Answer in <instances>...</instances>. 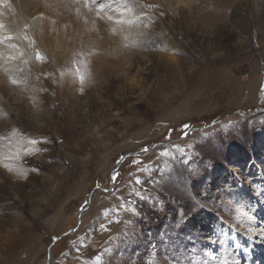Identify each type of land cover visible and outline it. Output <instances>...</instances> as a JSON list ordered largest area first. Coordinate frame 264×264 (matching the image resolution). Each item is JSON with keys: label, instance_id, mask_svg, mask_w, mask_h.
Wrapping results in <instances>:
<instances>
[{"label": "rangeland", "instance_id": "rangeland-1", "mask_svg": "<svg viewBox=\"0 0 264 264\" xmlns=\"http://www.w3.org/2000/svg\"><path fill=\"white\" fill-rule=\"evenodd\" d=\"M140 1L0 56V264H262L264 0Z\"/></svg>", "mask_w": 264, "mask_h": 264}, {"label": "bare ground", "instance_id": "bare-ground-1", "mask_svg": "<svg viewBox=\"0 0 264 264\" xmlns=\"http://www.w3.org/2000/svg\"><path fill=\"white\" fill-rule=\"evenodd\" d=\"M118 4L123 8L132 5L129 13L133 15H140L144 10L140 0H118ZM107 8L101 0H0V36L7 34L11 37V39L7 37L8 40H5L6 42L2 45L0 56H3L2 53L6 52L8 46H15L24 53H39L47 57L50 48L60 49L66 41L65 39L70 38L71 35H74L75 38L83 36L87 40L118 43L119 45L121 42L118 39L121 36L125 37L124 33L129 32L126 39L134 38L137 28L133 27V24L121 28L117 21L121 18L120 12ZM63 40L65 41L63 42ZM120 49L124 48L121 46ZM51 55L54 56L52 52ZM167 58L173 59L171 55ZM0 69H2V64H0ZM49 72L51 75V70ZM13 74L18 76L17 73ZM23 76L30 77L27 76V73H24ZM8 77L12 76H8L3 70H0V91L4 95L6 92L2 81ZM15 80V82L21 81L18 78ZM32 80L34 81L35 78ZM46 84L49 85L47 82ZM32 92L28 95H31ZM0 142L2 143V141ZM241 222L249 224L252 230L259 229L254 231H259L254 236L260 240L259 245L264 243V221L261 215L253 217L249 214L247 217L244 216ZM254 247H256V251L260 250L264 254L263 247L256 244ZM240 257L242 258V255ZM260 260L264 264V258ZM238 262L239 259L238 261L234 259L230 264H238Z\"/></svg>", "mask_w": 264, "mask_h": 264}, {"label": "water", "instance_id": "water-1", "mask_svg": "<svg viewBox=\"0 0 264 264\" xmlns=\"http://www.w3.org/2000/svg\"><path fill=\"white\" fill-rule=\"evenodd\" d=\"M92 199V194L89 196V198H88V203H87V205H86V207H88V204H89V202H90V200ZM85 207V208H86ZM85 211V209H83L80 213H79V215H81L83 212ZM76 230V228L75 229H72V230H69V231H67L64 235H62V236H65V235H67V234H69V233H71V232H74ZM61 236V237H62ZM50 249H48V254H47V260H48V263H46V264H49V259H50Z\"/></svg>", "mask_w": 264, "mask_h": 264}, {"label": "snow or ice", "instance_id": "snow-or-ice-1", "mask_svg": "<svg viewBox=\"0 0 264 264\" xmlns=\"http://www.w3.org/2000/svg\"><path fill=\"white\" fill-rule=\"evenodd\" d=\"M9 39H11V37H9ZM40 59H41V57H40V55H39V53H38V54H37V60H40ZM78 79L80 80L81 84H83L84 77H83V76H80V77H78ZM29 143H30V144H35V143H37V141H29Z\"/></svg>", "mask_w": 264, "mask_h": 264}]
</instances>
